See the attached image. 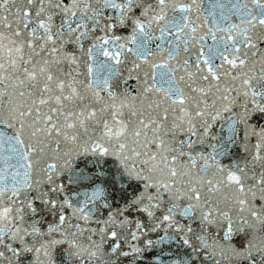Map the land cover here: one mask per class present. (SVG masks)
I'll return each instance as SVG.
<instances>
[{
  "label": "snow or ice",
  "instance_id": "1",
  "mask_svg": "<svg viewBox=\"0 0 264 264\" xmlns=\"http://www.w3.org/2000/svg\"><path fill=\"white\" fill-rule=\"evenodd\" d=\"M0 264H264V0H0Z\"/></svg>",
  "mask_w": 264,
  "mask_h": 264
}]
</instances>
